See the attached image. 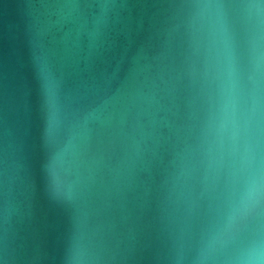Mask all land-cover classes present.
Instances as JSON below:
<instances>
[{"label":"water","instance_id":"95a60500","mask_svg":"<svg viewBox=\"0 0 264 264\" xmlns=\"http://www.w3.org/2000/svg\"><path fill=\"white\" fill-rule=\"evenodd\" d=\"M0 264H264V0H0Z\"/></svg>","mask_w":264,"mask_h":264}]
</instances>
